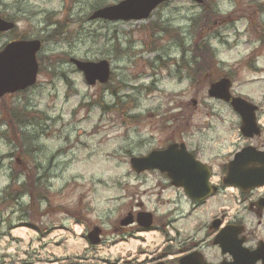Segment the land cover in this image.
I'll return each instance as SVG.
<instances>
[{"label": "rangeland", "instance_id": "374dc122", "mask_svg": "<svg viewBox=\"0 0 264 264\" xmlns=\"http://www.w3.org/2000/svg\"><path fill=\"white\" fill-rule=\"evenodd\" d=\"M120 1L0 0V16L15 23L0 47L12 38L42 43L35 84L0 98V264L81 255L94 264L85 228L96 225L105 238L138 210L153 212L142 244L194 234L203 241L211 216L225 206L264 239V219L243 211L234 189L194 206L182 189L163 188L157 171L136 174L129 164L182 138L218 182L240 141L239 117L210 98L208 86L229 79L264 126V0H205V10L174 0L144 20L89 19ZM71 57L107 60L109 81L88 85ZM134 241L113 253L140 247ZM105 246L98 251L112 255Z\"/></svg>", "mask_w": 264, "mask_h": 264}, {"label": "water", "instance_id": "95a60500", "mask_svg": "<svg viewBox=\"0 0 264 264\" xmlns=\"http://www.w3.org/2000/svg\"><path fill=\"white\" fill-rule=\"evenodd\" d=\"M167 1L170 0H122L95 10L90 19L143 20L159 4ZM193 1L203 2V0ZM12 26L11 22L0 18V32L10 29ZM40 47L41 43L37 39L12 41L4 46L0 51V96L23 90L35 84L38 73L36 53ZM70 62L82 72L88 85H93L96 82L105 83L109 78L107 60L83 61L71 58ZM229 87L230 81L227 78H222L209 86L208 96L230 102L232 109L241 118L242 134L245 137L258 135L259 128L255 121L256 106L240 97H231ZM263 156L264 153L255 152L252 147L244 148L243 153L236 154L228 164L223 183L236 186V176L244 177L247 171H252L258 173L259 177L256 179L253 177L251 185L264 184V168H245L247 166L246 160H258L262 159ZM129 164L135 173L151 169L165 173L170 179L171 185L181 187L190 200L202 201L217 190L209 184L211 172L208 166L196 160L191 153L187 152L183 144H170L165 149L153 150L145 156L131 157ZM132 221L133 219L128 216L121 221V225H127ZM136 222L143 228L150 227L152 223L151 213H137ZM98 233V228H94L90 232L89 239L92 244L97 241L93 240L91 235L98 236ZM237 261H239L238 264H243L241 254Z\"/></svg>", "mask_w": 264, "mask_h": 264}, {"label": "flooded vegetation", "instance_id": "af4514ba", "mask_svg": "<svg viewBox=\"0 0 264 264\" xmlns=\"http://www.w3.org/2000/svg\"><path fill=\"white\" fill-rule=\"evenodd\" d=\"M187 1L193 2L191 0ZM197 5L202 8L204 7L205 10V1H203L202 4ZM0 18L10 21L9 19L7 20L1 16ZM14 28L15 24H13L10 29L1 31L0 36L6 32L12 31ZM15 39L16 38L8 40L0 47V50L7 43L14 41ZM187 63L188 62L185 60V63L180 65L185 69V71L188 67ZM191 102L193 103V101ZM257 122L260 126V133L258 135H253L251 138H245L241 133L242 129L239 119L238 135L240 141L236 145L237 149L234 150L230 158L221 165L222 174L220 179L218 182H214L213 184L217 187V193L222 190H227L228 188V186L223 184L222 179L228 170V164L236 154L241 152L243 153V149L247 146L254 148L255 152L264 153V141L260 140L262 131H264V126L258 117ZM242 140H244L243 144ZM183 141L184 140H182V138H179L174 139L169 143L185 144ZM255 141H258V143H254ZM185 146L187 148L186 144ZM188 151L192 153L197 160L201 161L196 152L191 150ZM246 163L247 166L245 168L247 169H262L264 168V156L262 159L258 160H246ZM161 175L164 176L166 180V182L161 184V186L163 188L168 186L171 187L172 185L167 177H165L166 175ZM253 177L256 179L259 177V174L247 171L244 177H241V175L236 176L235 182L237 185L232 188L236 191L235 201H237L239 205H243V207H245L243 211L245 210L246 213L254 216L257 219V223H260V221L264 219V184L255 186L251 185ZM189 201L194 206L199 204L195 201ZM139 211L144 210H138L134 214H128L133 217L134 221L126 226L112 227L109 234L105 236V238L102 230L100 229V243L95 246H87V248H93L94 254H90L92 258L91 262L94 264H238L239 261L237 260L241 254L243 264H264V239L256 238L254 231L251 229L249 230L244 223L243 216H241V213L236 209L230 211L229 207L225 206L223 211H219L218 215H212L205 226V239L203 241L196 239V235L194 234L186 238H175L174 240L170 239L169 242H172V244L164 246H160V244L151 246L147 243H141V240H147L145 235H147L152 229H145L137 224L135 221V215ZM10 226L11 223L8 222L7 228ZM95 226L96 225H93L91 229ZM90 230L85 228V236H87V233ZM46 231L47 229H45V232ZM176 234L178 235V231ZM129 236L135 237V242H137L136 244H139L140 247H129L124 251L119 249L116 253H113L114 248L125 244L124 240H127ZM87 240L89 241L90 239L87 238ZM93 240H97V238L93 237ZM102 243L106 244V251L108 250L112 253V255L107 253L106 256H102V254L98 251V247H101ZM87 257L88 255H81L77 258L60 259L54 264H88ZM53 259L55 258L48 257L47 262Z\"/></svg>", "mask_w": 264, "mask_h": 264}]
</instances>
